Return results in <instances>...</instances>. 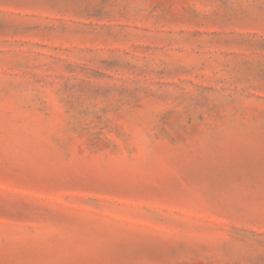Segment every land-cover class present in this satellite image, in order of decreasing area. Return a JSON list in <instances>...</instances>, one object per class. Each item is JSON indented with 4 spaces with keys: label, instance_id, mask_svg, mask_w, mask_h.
<instances>
[{
    "label": "rangeland",
    "instance_id": "1",
    "mask_svg": "<svg viewBox=\"0 0 264 264\" xmlns=\"http://www.w3.org/2000/svg\"><path fill=\"white\" fill-rule=\"evenodd\" d=\"M0 264H264V0H0Z\"/></svg>",
    "mask_w": 264,
    "mask_h": 264
}]
</instances>
